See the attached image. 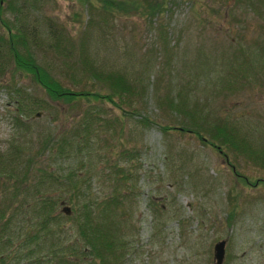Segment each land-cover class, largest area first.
<instances>
[{
    "label": "rangeland",
    "instance_id": "1",
    "mask_svg": "<svg viewBox=\"0 0 264 264\" xmlns=\"http://www.w3.org/2000/svg\"><path fill=\"white\" fill-rule=\"evenodd\" d=\"M13 15L5 12L4 17L11 21ZM16 16L29 29L35 27L38 61L48 63L64 83L74 89L84 85L78 77L83 73L80 54L73 43L72 57L63 60L58 55L47 35L46 19L67 29L72 42L79 41L82 30L89 31L84 40L92 60L134 79L137 92L123 96L121 107L100 100L52 101L39 84L6 63L0 77V153L10 165L2 168L0 177V209L8 224L3 234L36 231L41 236L49 227L45 238L73 247L66 251L73 264H90L87 250L79 251L74 224L60 210L61 205L71 206L67 194L57 178L48 180L34 167H44L58 178L72 169L83 174L80 181L85 179L78 204L115 191L124 193L117 192L121 202L112 210L124 245L115 264H216L212 247L219 239L224 240L220 264H264V165L254 157L258 151L264 159V79L256 76L260 66L254 45L264 38V24L253 4L172 0L157 17L138 12L105 15L98 9L94 24L85 28L86 13L76 0H32ZM233 64L236 72L226 76ZM180 98L184 108L197 102L209 117L238 125L247 150H225L224 155L188 131L163 135L158 124L179 119L170 100L178 104ZM19 102L24 109L17 108ZM83 109L106 117L109 125L104 120L103 126H95L86 142L76 133V137L65 133L71 147L80 141L78 152L60 155L44 149L41 139L46 136L56 144L62 131L76 127ZM133 109L152 121L143 126L139 115L129 112ZM120 124L123 129L118 132ZM120 147H135L138 156L129 162L119 153ZM114 162L122 167L130 164L127 180L132 188L113 186V180L102 178L103 168L108 173ZM30 164L33 167L27 169ZM47 198H54L50 212L56 224L48 221L45 226L40 224V211L46 208L41 200Z\"/></svg>",
    "mask_w": 264,
    "mask_h": 264
},
{
    "label": "trees",
    "instance_id": "2",
    "mask_svg": "<svg viewBox=\"0 0 264 264\" xmlns=\"http://www.w3.org/2000/svg\"><path fill=\"white\" fill-rule=\"evenodd\" d=\"M79 6L86 13V18L82 28L94 24L95 12L100 9L105 15L115 13H133L138 12L146 17H157V15H163L170 7L172 0H76ZM253 4L255 12L263 21L264 24V0H247ZM29 4L32 5V0H0V77L6 68V63L11 64L12 71H17L22 75H28L31 80L39 84L45 91L46 95L53 100H61L65 102L100 100L110 102L116 107H121L120 102L124 99L123 96H130L137 92V88L134 86V79H128L125 73L114 69L103 68L102 64L93 61L91 53L87 52L88 44H86L84 38L89 36V31L82 30V36L78 42H72L73 36L70 35L67 29H64L60 25L56 24V21H49L46 19L45 25L47 27V35L52 40V47L57 50L58 55L63 60H68L72 57V51L74 50V44L76 45L80 57L79 63L81 71L83 72L78 77H81L84 81V85L79 89H74L72 86L64 83L58 75L52 72L50 65L44 64L37 59V53L39 48H35L33 43L35 37L34 29H29L25 26L16 15L23 13L24 8ZM5 12H10L13 15L11 21L7 20L4 15ZM94 13V17H93ZM76 14V13H75ZM35 31V32H34ZM254 45L257 49L258 62L260 67L256 71V76L260 79H264V38L259 37L255 40ZM3 56V60L1 59ZM264 56V55H263ZM64 62V61H63ZM77 62V61H76ZM70 64V63H66ZM75 64V62H74ZM233 67V68H232ZM261 68V69H260ZM236 72L235 64L231 65L226 70V76H232ZM63 75V73H62ZM70 79H74L73 75H70ZM229 79V78H227ZM1 81V78H0ZM72 82V80L70 81ZM91 84L92 88L87 85ZM136 84H138L136 82ZM1 85V84H0ZM141 89L143 86L140 84ZM18 90V89H17ZM17 95L20 93L17 91ZM184 100V99H183ZM181 101V102H179ZM179 103L170 100V104H173L174 110H177L179 119L174 123H160V128L163 135H166L172 131H188L194 134L203 144L210 145L215 148L217 152H221L226 155L225 150L241 153L247 150L245 137L243 132H240L239 126L235 123L227 121L226 118L220 116L209 117L208 113L203 111L200 104L194 102L191 107L184 108L181 106L182 99H179ZM173 102V103H171ZM24 104V103H23ZM180 105V106H179ZM27 108V106L24 104ZM18 109H24L19 102ZM124 109L123 111H125ZM134 110V111H133ZM129 110L133 114H138V121L143 126L149 124L152 120L148 115H142L136 111V109ZM80 121L76 127L69 128L60 133L59 139H56V144L51 141V138L47 140L45 137L41 139V145L45 144L44 149H48L50 153H58L67 155L69 151H80V141L76 139L74 145L71 147L68 136L65 134L70 132L77 138L82 137L81 142H86L90 139L91 134L94 132L95 126H103L102 122L105 120V124L109 125L106 117L103 119L97 114H94V110H81ZM16 121H19L18 116L15 117ZM96 120L98 122L96 123ZM239 123V122H237ZM241 124V123H240ZM20 126V124H18ZM23 126V125H22ZM123 129V125L120 124L117 128L118 132ZM177 129V130H176ZM76 137V136H75ZM66 146V148H64ZM254 152V150H252ZM119 153L126 158H129V162L134 160L137 156V148L135 147H120ZM255 160L264 165V159L261 157V152L255 151ZM131 159V161H130ZM7 157L5 153H0V177L2 168H5ZM30 158L27 162H31ZM29 164V163H28ZM32 164L27 166V169H31ZM44 167L35 166L34 170L48 176V180L57 178V184L67 194L66 200L71 204L69 212L65 217L72 221L74 224V230L77 237L81 242V249L79 251L87 250L86 254L89 255L90 264H115L119 262V250L122 248L123 241L118 239V233L120 234V226L114 224L113 212L115 208L118 209L121 199L118 197L119 191L109 193L106 196L95 198L94 201L86 198L83 202L78 204V195L83 190L80 188L81 181H85L84 178L80 181V176L83 175L80 171H74L69 169L66 173H62L59 178L50 172H46ZM233 168V166H232ZM10 170V169H7ZM132 173L130 164L127 167H122L117 162L110 163L108 173L101 171V175H104L103 179L113 180L112 185L123 186L128 185V176ZM9 174V173H7ZM258 178L253 182H257ZM260 180V179H259ZM263 180V179H262ZM110 181H108L110 183ZM264 181V180H263ZM132 188V183L128 185ZM121 193L119 196H123ZM52 199L47 198V202L41 200L42 204L46 208H42L40 214L42 216L41 225H45L46 222H53L56 224V220L52 217L50 207L52 206ZM56 203H62V201L55 199ZM71 212V214H69ZM43 213V214H42ZM0 264H14L12 258L15 259L16 264H73V260L67 258L68 254L71 255L73 247L67 248L65 243L58 242L56 238H45L47 233L51 232L49 227L47 232L43 235H38L36 231L28 232L22 236L15 234V232L4 233L8 227L7 221H4V209H0ZM46 226V225H45ZM21 240V241H20ZM115 242V244H114ZM116 249H113L114 245ZM12 246L15 248L12 249ZM29 246L28 248H26ZM65 246V250H63ZM61 248V250L59 249ZM24 251V252H22ZM40 251L42 253H37ZM75 255V253H72Z\"/></svg>",
    "mask_w": 264,
    "mask_h": 264
},
{
    "label": "water",
    "instance_id": "3",
    "mask_svg": "<svg viewBox=\"0 0 264 264\" xmlns=\"http://www.w3.org/2000/svg\"><path fill=\"white\" fill-rule=\"evenodd\" d=\"M38 114V112L36 113ZM61 210L65 213L69 212V207L67 205H62ZM213 259L216 264H220L222 262L224 256V240L219 239L213 243Z\"/></svg>",
    "mask_w": 264,
    "mask_h": 264
}]
</instances>
